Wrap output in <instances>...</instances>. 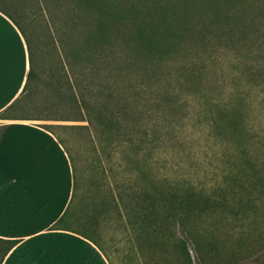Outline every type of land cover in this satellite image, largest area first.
Here are the masks:
<instances>
[{"label":"rangeland","instance_id":"374dc122","mask_svg":"<svg viewBox=\"0 0 264 264\" xmlns=\"http://www.w3.org/2000/svg\"><path fill=\"white\" fill-rule=\"evenodd\" d=\"M138 1L144 11L141 18L153 15L150 19L158 25L162 19L179 22L187 9L184 0ZM81 2L62 0L58 7L53 0L0 1V6L8 8L23 24L40 72L33 94L20 106L22 111L33 116H69L71 119L37 121L74 125L59 128L78 157L82 193L68 220L72 222L76 216L74 221L83 222L100 205L102 197L116 189L118 182L129 176L134 179L141 171L187 176L224 194L221 215L194 217L183 224L179 218L161 216L159 222L147 227L134 223L135 218L126 209L119 213L107 201L104 206L108 211L98 216L92 236L111 249L117 264H264V188H233L224 183L231 176L242 177L244 151L258 159L256 164L264 177V74L258 70L264 63V29L259 33L260 41L251 32L238 46L231 45L219 33L227 11L239 12L244 4L252 6L264 0H196L195 5L188 6L183 19H188L193 28L197 24L205 27L212 16L214 25L220 28L199 42L184 37L181 50L170 46L154 56L143 52L137 61L135 48L126 46L118 35L111 33L98 40L108 46L111 59H119L114 65L112 77L117 80V89L111 103L116 108L118 103L129 105L132 124L130 120L127 124L134 126L137 141L141 137L144 142L138 151L128 153L129 140L105 141L94 135L100 157H95L92 134L85 127L88 121L79 119V103L71 100L64 89L47 84L50 74H55L59 82L63 80L66 61L62 40L67 44L71 40L68 17L74 14L77 18V4ZM154 2L173 7L175 14H165ZM109 6L115 9L116 1L111 0ZM129 7H121L122 15L137 14ZM248 15L250 23L255 14ZM75 33L82 38L81 28ZM73 61L79 81L84 82L83 68L88 62L77 50ZM85 78L88 83L94 81L92 77ZM100 95H107V91ZM235 102L247 125L241 144L227 139L231 134L224 130L223 118L218 127L213 125L214 117L224 112V106H234ZM244 175L248 178L247 173ZM82 226L74 224L78 230H83Z\"/></svg>","mask_w":264,"mask_h":264},{"label":"trees","instance_id":"16d2710c","mask_svg":"<svg viewBox=\"0 0 264 264\" xmlns=\"http://www.w3.org/2000/svg\"><path fill=\"white\" fill-rule=\"evenodd\" d=\"M9 1L11 2V0H6V2ZM110 1L111 0H82L81 3L77 4V7H79L77 18L74 14L68 17V21L72 26L70 30L71 35H69V39L71 40H69L68 44L65 39L62 40L66 61L63 65V80L59 82L55 74H50L49 80H47L49 86L55 87L60 91L64 89L68 93L70 99L79 103L81 106V118L79 119L88 121L85 127L89 128L92 134L91 141L93 142L96 153L95 157H100V148L97 146L98 142L96 138H94V135H99V137L105 139V141L120 139L129 140V147L127 148L128 153H132L134 150L138 151L143 147L142 144L144 143L141 137L139 141H137L138 139H136L134 135V126L127 124L129 120L132 124V120L129 118L132 114L129 105L127 103L122 105L118 103L119 108H116L115 105L111 103L112 98H115L114 91L117 89V80L112 76L115 70L114 65L119 62V59H111L107 53L108 46L97 43L98 40H103V38L109 36L111 33L118 35V37H121L122 41L125 42L126 46L130 44L135 48L134 58H136L135 60L137 61L138 56L143 52H148L149 56H154L170 48L172 50L174 48L181 50L184 48L182 42L184 37L189 36L194 42H199L200 39L209 38L208 33L220 28L214 25L215 21L212 16L210 21H205V27L199 26L201 24H197L193 28L188 19H183V17H185L184 15L189 12L188 6L195 5L197 3L196 0H184L187 9L183 12L181 17L178 18L179 22H166V19H162L161 25H158L157 22L150 19L155 17L153 15L148 14L144 18H141V14L144 11L139 6L140 3L138 0L127 2H125V0H115V9L110 8ZM75 2L76 0H74V4ZM53 3H57L59 7L62 0H53ZM154 3L161 7L165 14L170 15L171 11L172 14H175V12H173V7L165 4H163V6L160 2ZM173 5L176 9V5L174 3ZM122 6H130L129 8L137 12V14L134 16L122 15ZM250 6L249 4H247V6L244 4L239 12L234 13L230 10L223 16L224 24L221 26L222 29L219 30V33L221 37L230 41L232 43L231 45L234 44L238 46V43H240L239 41H243V39L247 40L251 32L256 33V41L261 40L262 35L259 33L264 29V3L257 2L251 7ZM0 9L4 10L12 18L14 17V20L16 19L15 14L8 8L0 6ZM248 14H255L252 15L250 23L248 22L250 15ZM17 20L15 21L24 33L28 43L30 69L22 94L11 103L5 111L0 113V118L71 119L69 116L65 118L49 115L33 116L22 111V107L20 106L33 94L34 83L38 80L40 72H38L32 49L33 47L26 35L25 28L21 21ZM78 28H81L83 39L78 37L75 33V29ZM76 50L79 56L88 62L83 68L84 82L79 81L76 65L73 61V55ZM135 60L133 61L132 59V63H134ZM263 65L260 66L261 69L258 68L262 74H264V69H262ZM87 76L88 78H94V81L90 83L86 82L87 79L85 77ZM104 77L105 80H102ZM103 91H107V95H100ZM237 105L238 103L235 102L234 106H224V112L214 117L215 124L213 125L218 127L220 119L223 118L224 130L231 134L227 139H230V142L241 144L243 137H245L247 125L244 124V119ZM45 126L58 136L66 147L72 163L74 193L68 210H66L62 216V220H68L74 210L77 197L82 193L80 192L81 184L78 157L73 151L72 145L69 144V139L66 138L65 134L59 131V128H70L74 127V125L49 123L45 124ZM126 135H128L127 138H124ZM152 143H155V141L152 140ZM262 144L264 143L262 142ZM244 153L246 155V161L243 165L244 173L240 174L244 178L242 179V177L238 175L235 177L231 176L228 180L226 179L227 182H224L225 185L233 188H264V177L260 172L261 168L256 164L258 159L250 157L247 151H244ZM245 173L248 174V178L244 175ZM98 186L100 185L98 184ZM219 188L222 187L219 186ZM214 189H216V187ZM214 189L206 185H199L187 176L171 177L164 172L162 174H154L150 170L141 171L134 179L129 176L124 181L122 180V183L118 182L116 189L111 190L105 198L103 196L100 205H96L92 214L83 222L74 221L73 219L76 216L72 218V222L69 220L68 222L70 227H74V224L83 225V230H77L96 239L95 236H92V232L96 233L98 216L108 211L106 208L107 206H104V204L109 201L113 204L114 210L119 213H121V209H126L128 214L130 213L135 218L134 223L141 222L147 227H150L156 222H159V217L164 216L167 219L170 217L179 218L183 224L185 221H189L194 217H212L216 214H222L224 194ZM94 198L93 195L92 200L95 201Z\"/></svg>","mask_w":264,"mask_h":264},{"label":"crops","instance_id":"0c3cea01","mask_svg":"<svg viewBox=\"0 0 264 264\" xmlns=\"http://www.w3.org/2000/svg\"><path fill=\"white\" fill-rule=\"evenodd\" d=\"M14 18V17H13ZM0 9V113L25 87L26 37ZM36 118H0V264H117L111 249L62 220L74 193L69 153Z\"/></svg>","mask_w":264,"mask_h":264},{"label":"snow or ice","instance_id":"6c2138e0","mask_svg":"<svg viewBox=\"0 0 264 264\" xmlns=\"http://www.w3.org/2000/svg\"><path fill=\"white\" fill-rule=\"evenodd\" d=\"M3 69V40L0 37V71Z\"/></svg>","mask_w":264,"mask_h":264}]
</instances>
